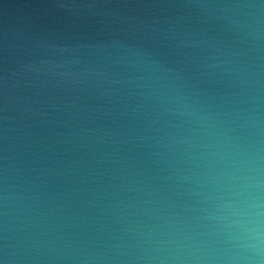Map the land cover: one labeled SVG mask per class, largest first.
I'll list each match as a JSON object with an SVG mask.
<instances>
[{
	"label": "clouds",
	"instance_id": "1",
	"mask_svg": "<svg viewBox=\"0 0 264 264\" xmlns=\"http://www.w3.org/2000/svg\"><path fill=\"white\" fill-rule=\"evenodd\" d=\"M184 6L225 37L186 42L194 64L134 37L87 46L118 70L78 82L123 99L127 127L56 169L0 146V264H264V0Z\"/></svg>",
	"mask_w": 264,
	"mask_h": 264
},
{
	"label": "water",
	"instance_id": "2",
	"mask_svg": "<svg viewBox=\"0 0 264 264\" xmlns=\"http://www.w3.org/2000/svg\"><path fill=\"white\" fill-rule=\"evenodd\" d=\"M115 37L189 64L201 53L186 42L225 38L184 0H0V146L15 137L22 158L56 169L81 158L91 130L127 127L123 99L78 82L118 70L87 47Z\"/></svg>",
	"mask_w": 264,
	"mask_h": 264
}]
</instances>
